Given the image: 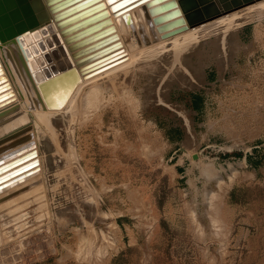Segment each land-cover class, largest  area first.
<instances>
[{"label": "rangeland", "instance_id": "obj_1", "mask_svg": "<svg viewBox=\"0 0 264 264\" xmlns=\"http://www.w3.org/2000/svg\"><path fill=\"white\" fill-rule=\"evenodd\" d=\"M239 13L27 123L42 179L0 203V264H264V12Z\"/></svg>", "mask_w": 264, "mask_h": 264}, {"label": "water", "instance_id": "obj_2", "mask_svg": "<svg viewBox=\"0 0 264 264\" xmlns=\"http://www.w3.org/2000/svg\"><path fill=\"white\" fill-rule=\"evenodd\" d=\"M259 1L262 0H115L113 4L109 0H0V44L16 42L21 55L28 61L21 44L23 37L27 33L36 35L40 31H49L52 39L42 34L47 42L39 39L37 44L31 45L36 51L31 58L34 66L31 71L44 108L57 110L64 107L81 81L127 59L117 41L109 13L119 17L137 5L145 4L161 39H167L221 13L225 15ZM41 2L47 10L42 8ZM212 9L216 10L213 14ZM45 11L52 15L61 42L52 24L47 23ZM45 22L47 24L43 26ZM64 46L74 66L68 61ZM9 88V82L0 70V108L13 101ZM17 134L6 136L0 145L16 139ZM16 142L13 145L21 143ZM21 153L20 149L0 158V189L33 174L32 170L35 172L34 151Z\"/></svg>", "mask_w": 264, "mask_h": 264}, {"label": "bare ground", "instance_id": "obj_3", "mask_svg": "<svg viewBox=\"0 0 264 264\" xmlns=\"http://www.w3.org/2000/svg\"><path fill=\"white\" fill-rule=\"evenodd\" d=\"M42 8L44 10H47V8L43 5V3H42ZM218 8L221 11L223 9L222 6L220 5ZM242 10H255L256 12H259V13L264 12V0L256 2L252 5H249L247 7H244L242 9H239L237 11H234V12H231L225 15L224 13L223 14L221 13L219 16L213 17L212 19L207 20L201 24L189 27L186 31L182 32L181 34L179 33L180 35L177 34L167 39H161L160 34L156 30V25L152 22V17L149 15L148 8L145 6V4L137 5L136 7L126 11L119 17H114L111 13H109V18L111 19L114 32L117 36V41H119L121 45V49L126 54L127 59L123 61L122 63H120L119 65H116L97 75H94L88 79L81 81V83H79L75 87L73 92L70 94V96L66 100L64 107L62 109H57V110L44 108L37 94V90H36L37 81L33 77V74L31 71L32 68H34V66L32 65L31 58L36 54L35 49H33L34 47L33 46L31 47V45L32 43L37 44V40L39 39H42L45 42H47L46 41L47 38L52 39L51 38L52 35L49 33V31H40L36 35H31V34L29 35V33H27L26 36L23 37L21 44L23 48L25 49V53H27L28 61H25V59L21 55L19 46L17 45L16 42L14 44L10 43L9 45L0 44V70L3 72L5 78L9 82V87H10L9 89L11 90V93H13V97H12L13 101L9 103L8 105L0 108V133L2 130H6L5 132L6 134L2 133V135H4L5 137L8 135H11L12 133H17V132L19 133L17 135H21L19 138L7 141L3 143L2 145H0V158H3L9 154H12L11 152L13 151L16 152L20 149L22 150L21 154L30 153L29 149L32 148V145H30L31 146L30 147L29 144H31L30 142L34 144L32 139L30 140V138H31V134H33L36 127H33L35 129L33 130L32 133H30L29 130L32 127L29 128L27 123H29L32 120L37 121V123L40 121L41 123H38L40 124L39 128L43 129V132H44L47 128L46 126V124L48 123L47 121H51V118L53 116L59 115V114L61 115L64 113H70V115H72L71 113L73 110H75L74 108L76 107L79 108L76 100H74V97L79 96V93L87 85L95 83L102 77L107 76L108 74H111L113 72H116L119 69H122L124 67H127L133 64L137 60L138 55L142 56L147 51H153V52L162 51L166 48L167 44L169 43H171L172 45H175L178 39L183 40L182 42H185L188 45L193 39H196L195 34H194L195 31H198V30L201 31L202 29H206L209 27L207 25H214L215 23H221L222 20H225L224 22H229V19L232 20V23H234L238 19L241 18L239 11H242ZM215 12L216 10L212 9V14ZM45 13L47 14V18H46L47 23L52 24V27L56 35L59 37L58 35L59 30L56 28L55 22L51 20L52 15L48 11L47 12L45 11ZM47 23L45 22L42 25L44 26ZM221 25L227 28V25H229V23L221 24ZM42 34H46L47 38H43ZM59 39L61 42L62 38L59 37ZM64 49L69 59L68 61H70L71 66H74V61L70 58V53L66 51L65 46H64ZM38 124H36L37 127H38ZM35 134H37L36 131L34 132V135ZM32 137L34 138L33 135ZM16 141L17 142L20 141L21 143L17 145L16 144L13 145V143H15ZM10 145L12 147L9 148ZM35 158L37 159L36 167H39L38 165L41 163H39L36 152H35ZM37 169L39 170V168ZM32 172L33 174L29 173L26 177L22 178L20 181L18 182L16 181L15 183L11 181L13 182L11 185L1 188L0 192L2 193H0V203L7 196L9 198L10 195L17 193L19 190L22 191L24 188L32 184V182L36 180L41 181L42 178L39 175H36L34 171ZM39 173H40V170H39ZM13 184H15V186H12ZM7 188H10V190H8ZM4 189L5 190L7 189L8 191L6 190L5 192H3ZM33 189L34 188H32V190ZM2 206L3 205L0 204V208Z\"/></svg>", "mask_w": 264, "mask_h": 264}, {"label": "trees", "instance_id": "obj_4", "mask_svg": "<svg viewBox=\"0 0 264 264\" xmlns=\"http://www.w3.org/2000/svg\"><path fill=\"white\" fill-rule=\"evenodd\" d=\"M197 98V99H196ZM201 107H202V99L201 98H199L198 96L197 97H195V99L192 101V108L194 109V110H196V111H199L200 109H201ZM256 152V151H255ZM256 158V157H255ZM252 158L249 156V157H247V161L249 162V164H251V165H254L255 166V168L256 167H258L259 166V161H257V159H255V162L253 161L252 162Z\"/></svg>", "mask_w": 264, "mask_h": 264}, {"label": "snow or ice", "instance_id": "obj_5", "mask_svg": "<svg viewBox=\"0 0 264 264\" xmlns=\"http://www.w3.org/2000/svg\"><path fill=\"white\" fill-rule=\"evenodd\" d=\"M109 3H113L114 4L115 3V0H109Z\"/></svg>", "mask_w": 264, "mask_h": 264}]
</instances>
